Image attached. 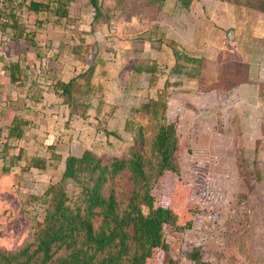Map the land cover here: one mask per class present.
Here are the masks:
<instances>
[{
	"label": "rangeland",
	"instance_id": "1",
	"mask_svg": "<svg viewBox=\"0 0 264 264\" xmlns=\"http://www.w3.org/2000/svg\"><path fill=\"white\" fill-rule=\"evenodd\" d=\"M60 1L59 8L57 0H0V22L23 31L20 39L11 29L0 34V250H16L42 222L41 196L58 183L67 156L126 157L138 127L148 141L155 127L141 107L161 94L181 146L177 174L154 197L182 174L207 214L181 233L164 228L169 256L184 264L199 246L214 264H264V118L261 134L257 125L264 113L231 110L225 98L245 77L246 61L264 77V0H232L234 29L201 36L192 32L199 0H97L95 19L88 0ZM30 2L47 10L34 13ZM147 26L148 40L141 35ZM183 52L204 58L198 82L186 76ZM10 62L19 67L16 84L8 81ZM208 83L218 90L210 106ZM114 188L122 193L127 180L116 179ZM63 190L76 189L67 182Z\"/></svg>",
	"mask_w": 264,
	"mask_h": 264
},
{
	"label": "trees",
	"instance_id": "2",
	"mask_svg": "<svg viewBox=\"0 0 264 264\" xmlns=\"http://www.w3.org/2000/svg\"><path fill=\"white\" fill-rule=\"evenodd\" d=\"M182 1L186 6L190 0ZM57 2L62 7V2ZM88 2L93 8V19L98 18L97 0ZM259 9L264 12V2ZM29 10L45 11L47 5L30 2ZM9 29L0 22V34ZM11 30L15 33L12 39L22 37L21 29ZM8 70L9 82L16 84L17 62H10ZM70 85L71 82L61 85L62 91L68 94ZM166 107L161 94L141 107L140 113L153 124L155 132L146 141L143 128L138 127L126 157L104 162L89 151L80 157L67 156L58 183L41 196L42 222L16 250H0V264H180L169 256L163 230L181 233L191 227L198 214L205 212L190 199L191 182L182 174L171 182L167 193L157 200L154 197L159 184L165 178L172 180L170 175L178 172L175 152L181 144L175 126L166 122ZM10 130L13 133L14 129ZM120 177L128 183L122 193L114 188ZM67 182L76 189L71 194L63 190ZM185 260L184 264H214L199 246L191 247Z\"/></svg>",
	"mask_w": 264,
	"mask_h": 264
},
{
	"label": "crops",
	"instance_id": "3",
	"mask_svg": "<svg viewBox=\"0 0 264 264\" xmlns=\"http://www.w3.org/2000/svg\"><path fill=\"white\" fill-rule=\"evenodd\" d=\"M161 0H155L156 3L159 2L160 4ZM195 1V0H194ZM162 2V1H161ZM207 4L206 6L205 3L202 6V3H200V0L193 4L191 7L193 11L195 12V19L197 21L196 25L193 27L192 32H197L194 35H203L207 33L208 35L215 34L216 31H225L229 28L234 29V27L237 25V18H236V13L237 11L234 8V5L226 4L225 2H220L222 3L221 6L216 5V0H209L205 1ZM149 4L147 3V6ZM220 5V4H219ZM160 6V5H159ZM158 6V8H159ZM153 7V9L156 11H160V9ZM158 9V10H157ZM157 12V13H158ZM221 15L219 18L218 16ZM148 26L146 27L145 31L141 32V35L146 36V40H148V35L149 31ZM231 32V31H227ZM159 34H163L164 32L160 30V32H156ZM1 35H8V31L6 30L4 34ZM10 35H13L10 34ZM252 35V34H251ZM201 38V37H200ZM159 41V40H158ZM141 43V42H139ZM149 43V42H148ZM252 42H250L251 44ZM255 46V43H254ZM258 49V47H256ZM264 48V47H263ZM252 50V44L250 47L247 49V51ZM210 51V50H209ZM184 53H182V61L184 64H187V69L189 72L186 73V76L189 77H194L197 82L200 80L199 76V71L200 67H202L204 63V58L200 59L201 57H196V56H191L185 57ZM216 57V53L213 56V59ZM247 57V56H246ZM208 61H210L211 56L207 57ZM248 58V57H247ZM245 62V61H244ZM247 62V61H246ZM244 63L247 67L246 70V75L243 78H240L237 83L233 84L230 86V88L227 90L225 94L226 101H229V106L231 110H248V112H251L253 114H258L259 113L262 115L264 113V85L262 84L264 82V77L262 74L259 75V71H257V68L250 67L248 68L247 63ZM179 65H182L179 64ZM183 66V65H182ZM181 67V66H180ZM201 73V71H200ZM201 75V74H200ZM233 79L232 76H230V80ZM9 81V79H8ZM210 85V86H209ZM211 83H208L209 88L207 89V106L211 105V102L213 100V95L216 93L218 90L216 89L217 86H212ZM207 86V87H208ZM198 94H201L198 93ZM188 104H184V106ZM228 106H226L227 108ZM260 110V111H259ZM240 118V117H239ZM261 118H264V116L258 118V130L259 133H262V127H263V120ZM261 119V120H260ZM241 120H243L241 118ZM243 123V122H242ZM248 123V121H247ZM264 144V141H263Z\"/></svg>",
	"mask_w": 264,
	"mask_h": 264
},
{
	"label": "water",
	"instance_id": "4",
	"mask_svg": "<svg viewBox=\"0 0 264 264\" xmlns=\"http://www.w3.org/2000/svg\"><path fill=\"white\" fill-rule=\"evenodd\" d=\"M228 38H230V32L228 33Z\"/></svg>",
	"mask_w": 264,
	"mask_h": 264
}]
</instances>
